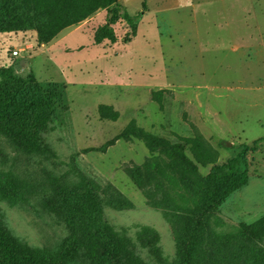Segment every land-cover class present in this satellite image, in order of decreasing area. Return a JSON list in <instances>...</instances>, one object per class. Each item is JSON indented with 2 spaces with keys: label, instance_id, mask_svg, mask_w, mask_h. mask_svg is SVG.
I'll use <instances>...</instances> for the list:
<instances>
[{
  "label": "rangeland",
  "instance_id": "374dc122",
  "mask_svg": "<svg viewBox=\"0 0 264 264\" xmlns=\"http://www.w3.org/2000/svg\"><path fill=\"white\" fill-rule=\"evenodd\" d=\"M35 1L0 32V84L29 76L43 99L56 94L30 146L0 129L12 241L43 264H99L116 249L129 264H181L186 219H201L192 264H264V237L243 233L264 215V0H119L58 31L84 0ZM152 156L163 173L151 161L138 184L130 171ZM234 158L222 176L247 183L204 214L202 178Z\"/></svg>",
  "mask_w": 264,
  "mask_h": 264
},
{
  "label": "trees",
  "instance_id": "16d2710c",
  "mask_svg": "<svg viewBox=\"0 0 264 264\" xmlns=\"http://www.w3.org/2000/svg\"><path fill=\"white\" fill-rule=\"evenodd\" d=\"M31 1L36 4L35 0ZM118 1L119 0H84V2L78 6V11L81 12V17H83L79 20L71 16L69 18H64L65 21L61 23L57 31L63 27L79 22L95 12L98 8H108L112 5L119 6ZM36 8L39 9L38 7ZM24 12H26V7L21 5L20 0H0V32L19 30L22 25L17 17ZM111 15L112 17H121L131 28L134 26L136 18L130 16L126 11L118 13L114 8ZM102 36L112 43L116 41L114 35L107 26L103 28ZM126 41H129V38L126 39ZM55 87L57 89L59 88L58 85ZM42 92L39 84L29 76L24 78L14 77L11 83L4 82L0 84V129L2 128L6 134L18 144H25L28 142L30 146V144L37 139L40 130L45 127L50 118L49 107L52 104V97L56 96V94L51 95L46 93L45 95L50 96V100L47 101L42 98ZM38 106L42 107L37 110ZM61 109H64V106H62ZM131 132H133L131 129H126L125 132L116 137V140L125 138L127 134H133ZM139 136L148 144L152 152L151 145L154 143L152 136L143 133L139 134ZM112 144L113 141H110L107 146ZM172 151L178 158L185 160L186 164L192 165L190 161L186 160L183 147L180 144L172 145ZM151 161L156 163L155 166L158 171L163 173L161 165H157V158L152 156L147 162L137 167L136 170L130 171L132 178L134 181L138 182V184L140 178L143 177V173L147 171L150 166ZM236 161L237 159L234 158L226 165L214 166L207 176L202 178L204 186L210 189L208 192L206 188H200V192L197 193L199 199L205 202L204 214L220 205L234 190L247 183L248 177L245 172H236L228 176H222V171L227 167H231ZM186 220L188 222L187 228L181 235L183 237L180 244L181 264H192L193 253L195 251H193L194 245L188 241V238L193 237L195 234L196 236L198 235L200 239L199 229H201V219H198V221L193 224V227H190L192 221L190 219ZM244 230V235L251 238L264 237V215L251 226H248L246 229L244 228ZM87 246L89 247L87 252L93 253V245ZM101 256L102 257L97 258L99 264H129L126 257L119 249L114 250L113 253L109 255ZM0 264H43V261L40 257L28 253L23 247L14 243L9 237L4 225L0 222Z\"/></svg>",
  "mask_w": 264,
  "mask_h": 264
},
{
  "label": "built area",
  "instance_id": "2783aa9c",
  "mask_svg": "<svg viewBox=\"0 0 264 264\" xmlns=\"http://www.w3.org/2000/svg\"><path fill=\"white\" fill-rule=\"evenodd\" d=\"M13 54H14V55H18V51H17V50H14V51H13Z\"/></svg>",
  "mask_w": 264,
  "mask_h": 264
}]
</instances>
